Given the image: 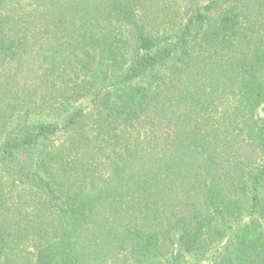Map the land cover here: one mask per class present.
I'll list each match as a JSON object with an SVG mask.
<instances>
[{
	"label": "trees",
	"instance_id": "trees-1",
	"mask_svg": "<svg viewBox=\"0 0 264 264\" xmlns=\"http://www.w3.org/2000/svg\"><path fill=\"white\" fill-rule=\"evenodd\" d=\"M0 135V264H264V0H0Z\"/></svg>",
	"mask_w": 264,
	"mask_h": 264
},
{
	"label": "rangeland",
	"instance_id": "rangeland-1",
	"mask_svg": "<svg viewBox=\"0 0 264 264\" xmlns=\"http://www.w3.org/2000/svg\"><path fill=\"white\" fill-rule=\"evenodd\" d=\"M65 114H66V112L64 113V114H62L61 116H49V115H43V114H41V115H36V114H30V116H29V120H28V123H30V124H37L39 121H42V120H44V119H49V120H51V121H54V119L57 121V122H60V119H62L63 118V116H65ZM23 115V114H22ZM20 117H24V115L23 116H20ZM20 117L19 118H16V119H14V120H12V123H15L17 120H19V121H21V120H25V117H24V119H20ZM22 124H24V122L22 121ZM1 136V135H0Z\"/></svg>",
	"mask_w": 264,
	"mask_h": 264
}]
</instances>
